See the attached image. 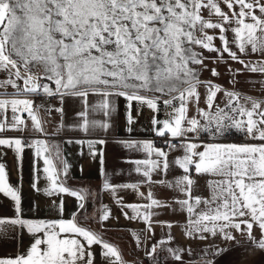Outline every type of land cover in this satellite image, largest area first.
<instances>
[{"label": "snow or ice", "instance_id": "1", "mask_svg": "<svg viewBox=\"0 0 264 264\" xmlns=\"http://www.w3.org/2000/svg\"><path fill=\"white\" fill-rule=\"evenodd\" d=\"M205 50L216 55L205 56ZM253 53L258 54L255 61L241 58ZM225 54L243 70L264 75V0H0V71L8 73V79L0 81V133L23 132L27 128L22 118L25 112L32 128L44 131L38 118L41 106L34 109V101L27 98L33 95L58 96L61 101L65 96L81 98L85 110L77 115L82 118L80 127L85 133L110 126L107 120H88L89 97H99L94 110L106 117L116 111L115 98H124L128 125L135 122L133 102L137 114L141 106H146L154 113L151 123L155 134L170 139L165 141L167 149L154 147L152 141L122 142L126 148L146 154L145 159L131 161L143 179L113 185L105 177L103 188L114 196L118 189H129L148 201L122 205V198L117 199L125 218L142 219L149 235H154V223L171 229V223L152 219L159 214L154 208L170 205L156 199L151 190L147 195L140 190L144 184H161L183 196L175 203L188 214L186 237L203 240L208 238L203 233L216 236L219 232L224 240L231 241L235 236L226 229L232 228L264 250V100L245 97V103H241L239 93L223 90L227 102L220 107L216 98L221 86L200 79L207 68L205 61L227 63ZM228 70L233 71L230 66ZM211 72L219 76L215 68ZM240 72L237 69L234 75ZM261 84L264 87V81ZM200 85L205 87V107H199ZM8 86L15 89L13 94L7 93ZM161 102L167 117L164 120L156 118ZM190 104L195 107L191 116ZM56 111L62 113L63 108ZM233 130L252 142H215ZM127 131L131 132V127ZM87 143L90 155L95 157L93 145L105 141ZM0 146L13 148L18 160L25 148H34V157L43 158L44 178L50 182L46 194L74 197L78 212H87V190L58 184L61 176L67 177L70 167L58 146L55 157L62 165L59 172L53 159L44 155L49 152L45 140L29 142L23 137L0 136ZM174 150H182L183 155L170 161L169 151ZM100 156L103 166L102 151ZM172 165L182 170L181 176L174 181L153 180V173L166 175ZM37 172L34 164L32 187L38 192ZM193 172L208 177V197L194 195L197 181ZM0 194L14 201L16 212L14 217H0V233L20 228L32 236L26 253L0 258V264H93L92 245L102 247L109 264H126L118 247L86 226L87 215L79 221L75 213L68 220L23 218L21 188L9 182L2 163ZM58 208L64 210L63 201ZM109 217L110 210L104 206L101 219L107 221ZM254 225L261 234L259 239L253 235ZM133 237L137 247L147 239L142 241L136 233ZM173 239L169 232L167 241L152 244L145 255L151 260L160 248L181 261L182 249L165 247ZM153 264L162 262L154 260Z\"/></svg>", "mask_w": 264, "mask_h": 264}, {"label": "crops", "instance_id": "2", "mask_svg": "<svg viewBox=\"0 0 264 264\" xmlns=\"http://www.w3.org/2000/svg\"><path fill=\"white\" fill-rule=\"evenodd\" d=\"M231 37V33L228 34ZM217 46L220 42L216 41ZM205 56H215V53L204 51ZM227 63L213 62L211 59L205 61L207 68L201 72L200 79L203 81H212L214 84L221 86L222 91L217 94L216 103L220 107H224L227 98L224 96L223 90L235 91L240 94V102L245 103V97H254L264 100V87L261 81H264V75L259 73H250L243 70V66L239 63L228 59L225 54ZM242 59L255 61L258 58L257 53L241 55ZM229 66L233 70L229 72ZM215 68L219 72V76H213L211 70ZM240 69V74H236L235 70ZM8 79V73L0 71V81ZM235 83H230V80ZM54 87V85H52ZM3 91V90H0ZM7 93L13 94L15 89L10 86L6 89ZM201 100L199 107H205L204 85L199 86ZM148 95H151L150 93ZM38 96H28V99L34 101L33 108L36 106V98ZM49 105L39 108L38 118L41 120L43 132H37L32 128V121L28 114L22 113L27 128L23 131H6L0 133L3 137H23L33 140H45L49 145V152L44 155L53 159L58 172L62 168L59 160L55 157L57 146L63 159L70 165L67 177L61 176L58 184L63 182L64 185L72 190H87L89 196L85 201L84 210H77L78 201L76 198L67 194H46L45 190L50 189V182L44 177L45 167L43 158L34 157V148H25L18 160L17 154L13 148L0 146V163L5 165V169L9 174V182L18 185L22 192V208L23 218L32 220L53 221L71 219L76 214L79 221L81 217L87 215L86 226L100 234L104 241L118 247L126 264H153L154 260H159L162 264H264V250L258 249L246 235L235 229L228 228L226 231L231 232L235 236V240H224L218 232L216 236L209 233H203L207 239H192L184 234V228L187 224L188 214L186 211L180 210V205L175 203L177 199H183V196L173 189L161 184H144L140 190L147 195L151 190L154 197L161 202L170 205V207L154 208L153 211L158 215L152 217L153 221L168 222L173 225L171 229L162 226L160 223L153 224L154 235H149L146 231V225L140 218L126 219L121 211V206L117 204V199H121L122 205L127 204H144L148 201L138 196L129 189H118L115 196L103 188L105 177L113 185H122L129 183H139L143 177L137 173L135 165L131 161L142 160L146 158V154L142 151H135L125 147L124 141H152L154 147L159 148L153 141L155 137H159L153 131L151 123L154 113L146 106H141L139 114H137V104L133 102L132 115L134 123L127 124L126 101L122 97L116 99V111L110 117L104 116L99 110H94V106L98 103L99 97H89L88 120L89 121H105L109 122V127L105 130L102 128L90 129L85 133L80 125L82 118L77 114L85 110V105L79 97L65 96L63 101L57 97H50ZM167 98V97H165ZM250 107V104H249ZM63 108V112L56 109ZM195 114V107L189 105V115ZM9 119L12 116L11 110L7 113ZM158 120L166 119L164 105L160 103V111L156 114ZM131 127V132L127 129ZM157 127H160L157 125ZM104 140L105 143H95L93 145L95 157L90 155L88 141ZM71 141V143H70ZM77 141H84L83 144ZM103 152V166L101 165L100 152ZM183 155L182 150H174L169 153V160L173 161L177 157ZM19 164V169H18ZM34 164L38 170L36 173L40 179L37 184L39 191L33 189L32 183L34 179ZM103 168V175H102ZM182 175V170L177 166H170L167 174L153 173V180L174 181ZM193 178L197 181L196 192L194 195L203 197L209 196L206 186L208 177L197 176L193 172ZM63 201L64 210L61 212L58 205ZM55 202V203H53ZM33 205L36 207L33 208ZM104 206L110 210V217L107 221L101 219ZM129 215H134L129 208H124ZM16 215L14 201L0 194V217H14ZM245 226L241 225L243 229ZM169 232L174 239L165 245V247L179 248L181 252V261H176L167 251H161L157 248L156 255L150 260L145 255V249L151 247L152 244L160 240L167 241ZM133 233L141 237L142 243L140 247L134 240ZM253 235L260 238V232L254 225ZM32 242V236L26 229L8 228L5 232L0 233V258H14L17 255L27 252ZM93 264H109V258L103 256V249L100 245H92Z\"/></svg>", "mask_w": 264, "mask_h": 264}, {"label": "built area", "instance_id": "3", "mask_svg": "<svg viewBox=\"0 0 264 264\" xmlns=\"http://www.w3.org/2000/svg\"><path fill=\"white\" fill-rule=\"evenodd\" d=\"M50 102H51V98L47 97V96H38L36 98V106H41L39 108H43V107L49 105ZM24 139L29 141V142L32 141L31 139H28V138H24ZM168 139H170L168 136L155 137L153 139V141L156 143V145L159 148L167 149V144L165 143V141L168 140ZM208 139H209L208 137H206V136L204 137V141L205 142H208ZM173 142H175V141H173ZM215 142H217V143H236V144H240V143H251L252 141L246 140L241 133H238L235 130H233L230 135H228L225 138L218 139ZM170 152L171 151H169V153Z\"/></svg>", "mask_w": 264, "mask_h": 264}]
</instances>
